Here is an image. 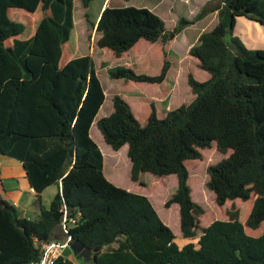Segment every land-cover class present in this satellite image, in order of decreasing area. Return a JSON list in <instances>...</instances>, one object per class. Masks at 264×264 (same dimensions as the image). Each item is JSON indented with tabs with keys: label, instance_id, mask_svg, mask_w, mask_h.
<instances>
[{
	"label": "trees",
	"instance_id": "trees-1",
	"mask_svg": "<svg viewBox=\"0 0 264 264\" xmlns=\"http://www.w3.org/2000/svg\"><path fill=\"white\" fill-rule=\"evenodd\" d=\"M81 2L87 7L90 0ZM73 7V0H0V155L22 164L40 206L38 218L28 219L0 198V264L38 263L63 207L76 219L71 241L90 249L96 264H264V49H249L233 35L238 17L264 27V0H218L209 8L216 24L188 49L207 78L189 74L190 101L167 113L143 100V119L116 95L113 111L96 120L105 95L92 57L68 50ZM13 8L34 15L30 37L22 38L26 24L10 18ZM93 27L105 64L109 56L133 62L107 70L123 87L162 85L175 76L167 53L180 30H167L148 8L107 5ZM156 50L159 74L136 73L149 66L146 52ZM94 122L113 151L127 146L133 183L144 173L163 184L176 177L164 208L176 209L181 240L196 244L179 247L148 197L105 178L90 136ZM212 150L223 158L205 171L212 207L205 210L192 199L189 165L202 173ZM51 186L58 191L45 208L42 193ZM54 264L72 263L59 257Z\"/></svg>",
	"mask_w": 264,
	"mask_h": 264
},
{
	"label": "rangeland",
	"instance_id": "rangeland-1",
	"mask_svg": "<svg viewBox=\"0 0 264 264\" xmlns=\"http://www.w3.org/2000/svg\"><path fill=\"white\" fill-rule=\"evenodd\" d=\"M103 2L104 0H90L89 5L84 7L81 0H73L74 27L68 42V50L71 49V53L74 56L88 54L94 61L95 70L105 95L104 103L96 118L106 117L113 111V98L116 95H123L126 101L132 106L135 116L142 119L144 117L142 115L146 114L143 100L150 99L156 102L157 107L164 113L175 110L182 103H188L191 95L187 84V76L192 74L198 81H204L207 78V73L200 70L197 66V61L188 54V49L191 45L197 43V38L201 32L210 30L216 24L217 12H210L208 9L213 7L218 0H106L107 5L110 7L134 6L148 8L163 20L167 30L172 32L174 29L180 30V32L171 36L172 42L167 53L168 59L177 66L176 72L174 73L175 76L172 75V78H168L162 85H151L147 83L129 84L126 88L123 87V80L110 79L107 70L124 64L128 66L133 62L128 60L126 63L121 64L122 62H117L113 57L110 59L109 56L108 63L105 64L103 62L102 51L96 45L98 34L95 32L93 23L97 20ZM204 8L207 10L205 15L198 18V13L204 10ZM38 15H40L39 10L36 16ZM9 16L15 21L26 24V28L22 33L23 39L33 34L32 28L35 18L33 14H29L22 9L13 8L9 11ZM233 35L237 36L249 49H264V27L254 20L238 17L233 28ZM148 45L149 43L146 44V46ZM142 46H139V48H142ZM148 47L146 49H149ZM153 52H146V60H149V66L134 69L136 73L149 76L159 74L162 66V57L159 50ZM172 79L174 80L172 81ZM146 109L149 110V107L147 106ZM90 134L103 156V174L105 178L116 187L127 191L132 189L135 191L133 193L148 197L161 221L175 235V242L179 247L189 242L196 244V239L181 240L182 237L179 230L176 209L164 208V202L177 189L176 177H167L168 182L163 184L164 179L144 173L141 174L138 182L133 183L130 179L131 163L127 157V146H123L118 151H113L104 143L101 134L95 126V122L91 127ZM222 158L223 155L215 150L208 152V161L203 168L204 170L202 169V173L193 172L194 170L189 165L190 178L188 185L191 190L192 199L197 204L203 205L205 210L212 208L210 207L211 192L205 187V183L208 180L205 171L208 166L218 163ZM0 163H2V160H0ZM2 168L3 164L0 167L1 174L4 173V168ZM24 185L20 181L17 185L18 189L23 192L22 201L31 198L27 187ZM54 191L55 188L50 187L44 192L43 205L45 208L49 207ZM5 199L12 205L15 196L14 194H9L5 196ZM33 201L31 199V202ZM200 225L203 226V222ZM199 234L198 232L197 235ZM54 238H62L59 228L56 229ZM65 256L72 264L83 263L74 256L70 249L66 250Z\"/></svg>",
	"mask_w": 264,
	"mask_h": 264
},
{
	"label": "crops",
	"instance_id": "crops-1",
	"mask_svg": "<svg viewBox=\"0 0 264 264\" xmlns=\"http://www.w3.org/2000/svg\"><path fill=\"white\" fill-rule=\"evenodd\" d=\"M105 6H107L106 0H104L101 8L105 7ZM97 18H98V16H97ZM69 52H70L71 56H74L71 53V49L69 50ZM96 120H97V118H96ZM90 136H91V134H90ZM0 160H2V163H0V167H2V164H3V168H4V173L3 174L0 173V178H1L0 198H2L3 200L7 201L5 199V196H7L9 194H14L15 200L12 202V205L17 209V211L19 212L21 217H25V218H28V219H36V218H38L39 213H40V206H39V204H38V202L36 200V197L34 195L33 190L30 189L29 186H28V182H27V179H26L25 172H24V170L22 168V164L19 161L13 159V158H9V157H6V156H1V155H0ZM19 181L21 183L25 184L24 186L27 187L28 193L31 195V198H29L26 201H22V199H21L23 192L20 191L18 189V187H17V185L19 184ZM51 187L55 188V191H54V193L52 195V198H53L54 195L57 193L58 188L56 186H51ZM48 188H50V187H48ZM47 189H45L43 191V193H42V206L43 207H45L43 205V194H44V192ZM129 190L132 191V189H129ZM31 199L34 200V201L31 202ZM51 200H50V202H51Z\"/></svg>",
	"mask_w": 264,
	"mask_h": 264
},
{
	"label": "built area",
	"instance_id": "built-area-1",
	"mask_svg": "<svg viewBox=\"0 0 264 264\" xmlns=\"http://www.w3.org/2000/svg\"><path fill=\"white\" fill-rule=\"evenodd\" d=\"M62 219L59 224V230L61 232V239H52L49 242L43 243L40 246V260L36 264H54L59 258L63 257L67 260L65 252L69 249V245L72 242L69 236V227L76 223V219L68 218L66 208H62ZM74 264V263H73Z\"/></svg>",
	"mask_w": 264,
	"mask_h": 264
},
{
	"label": "water",
	"instance_id": "water-1",
	"mask_svg": "<svg viewBox=\"0 0 264 264\" xmlns=\"http://www.w3.org/2000/svg\"><path fill=\"white\" fill-rule=\"evenodd\" d=\"M1 204L2 203L0 202V205ZM69 249L76 258L84 261L86 264H96V260L93 258L91 250L85 248L79 240L72 241L69 245Z\"/></svg>",
	"mask_w": 264,
	"mask_h": 264
}]
</instances>
